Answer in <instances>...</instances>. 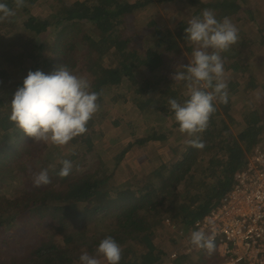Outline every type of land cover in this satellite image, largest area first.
<instances>
[{
	"label": "trees",
	"instance_id": "trees-1",
	"mask_svg": "<svg viewBox=\"0 0 264 264\" xmlns=\"http://www.w3.org/2000/svg\"><path fill=\"white\" fill-rule=\"evenodd\" d=\"M69 1L48 0L51 8L67 6L65 12L58 16L46 11L45 4V11L35 17L32 0H25L24 7H17L15 0H0L15 12L0 21V44L23 30L24 39L49 45L50 54L56 55L53 63L40 54L41 45L26 50L24 55L34 64V71L46 74L63 64L71 70L76 52L80 48L86 51L91 59L85 69L91 77V90L96 92L98 85L116 89L121 93L119 105L131 103L138 118L131 121L109 112L94 115L88 131L72 141L77 144L82 140L91 150L92 140L100 135L97 129L109 119L114 128L130 135L126 150L119 149V155L113 157L117 165L135 149L141 152L139 171L153 166L155 160L158 165L149 175L139 176V184L131 181L119 186L113 175H108L110 168L105 160L96 169L85 168L77 162L79 155L73 153L70 157L60 146L35 142L10 121V108L1 96L10 87L15 93L23 82L15 81L16 77L0 68V264H81L79 257L84 252L107 264L96 252L107 236L123 249L119 264L170 263V251L163 244L165 232L170 231L164 221L171 219L183 233H171L172 246L189 239L195 223L218 208L233 191L235 178L246 168L254 148L264 145V78H257L236 53L230 49L225 52L223 59L233 62L224 67L228 103L215 102L216 111L207 129L198 134L204 147H193L189 143L193 137L179 131L168 103L174 98L183 104L189 98L187 83L173 79L177 71H186L195 47L189 45L185 34L188 22L178 23L174 30H162L152 23L141 33L133 22L137 14L155 4L166 6L173 0H96L92 10L84 2ZM41 2L36 0L35 4ZM178 2L197 8L194 16L210 9L218 20L230 17L228 7L214 1ZM234 4L244 10L248 22L256 25L258 44L264 49V18L257 15L251 0H235ZM64 29L68 35L58 32ZM165 65L169 68L157 76V70ZM227 73L237 81L228 83ZM141 74L146 75L143 81L137 78ZM104 98L99 96V105ZM238 102L244 104L239 112L235 109ZM160 117L167 120L162 127L157 123ZM139 123L146 125V130L142 131ZM173 140L180 151L171 144ZM56 150L61 151L62 158H54ZM64 159L70 160L73 168L57 188L35 186L36 174L43 169L49 171L51 164H62ZM73 223L78 226L69 233ZM188 261L219 264L220 257L202 256Z\"/></svg>",
	"mask_w": 264,
	"mask_h": 264
},
{
	"label": "clouds",
	"instance_id": "clouds-1",
	"mask_svg": "<svg viewBox=\"0 0 264 264\" xmlns=\"http://www.w3.org/2000/svg\"><path fill=\"white\" fill-rule=\"evenodd\" d=\"M17 7H24L25 0H15ZM15 12L7 4L0 2V21L14 16ZM187 40L194 45L192 60L185 65V72H176L174 80L186 81L189 98L183 104L177 99L168 101L174 111L179 131L193 137L190 145L203 148L198 134L204 132L212 114L216 111L215 102L228 103V85L224 79V63L221 53L227 52L237 44L239 29L227 17L218 20L210 9L194 16L185 28ZM211 49V51H209ZM100 93L91 90L87 78L72 72L66 65H61L52 73L42 70H29L11 100L9 119L15 126L35 142L43 141L56 146L68 144L74 138L88 131V123L99 111ZM72 162L62 161L58 172L61 178L72 172ZM51 183L47 169L41 170L34 177L37 187ZM191 243L205 249L211 255L216 248L214 237L198 230L191 233ZM107 264H119L123 249L112 237L104 238L96 249ZM81 264H100L96 256L84 252Z\"/></svg>",
	"mask_w": 264,
	"mask_h": 264
},
{
	"label": "rangeland",
	"instance_id": "rangeland-1",
	"mask_svg": "<svg viewBox=\"0 0 264 264\" xmlns=\"http://www.w3.org/2000/svg\"><path fill=\"white\" fill-rule=\"evenodd\" d=\"M33 3L31 5V12L32 15L37 17L39 14H42L44 10V5L46 4V11L53 13L55 12L56 15H61L65 12L67 6L57 5L56 7H49L47 6L48 0H42L41 3L35 4L36 0H32ZM96 0H70L69 4H73L76 2H84L87 4L90 10H92L95 6ZM131 3L136 2L137 0H129ZM156 1V0H155ZM204 2H211L214 1L219 4H223L228 7L230 13V19L236 27L239 29V41L237 44L233 45L230 48L231 53H236L238 55V60L249 65L251 68L250 70L254 73L257 78H264V49L261 48L258 44L257 40V27L253 22H248L247 15L244 14V10L237 4H234L235 0H202ZM252 3L255 5L257 15H262L264 18V0H251ZM197 8H194L192 5L188 4L187 2H178V0H173L166 6H159L155 4L154 6L150 7L148 10L137 14L135 18H133L134 25L140 33L144 31L147 27L152 25V23H157L158 26L162 28V30H174L178 23L182 21L188 22L191 20L195 13L197 12ZM73 28H69L68 30H72ZM67 29L58 31L62 32L65 35H68L69 31ZM23 30L19 31L14 36H8L3 40H6L4 44H0V50L5 48L4 51L0 52V68H5L7 73L16 77L15 81L23 82L25 77L27 76L29 70L34 71L35 66L34 64L25 58V51L28 49L35 50L36 45H41L40 41L32 39L26 40L23 38ZM63 36V38H64ZM2 41V40H0ZM38 43V44H37ZM54 45V44H52ZM189 45H192L189 43ZM49 45L44 46L41 45L39 50L40 54L47 59L48 62L53 63L55 58V54L51 53L49 50ZM37 50V49H36ZM38 51V50H37ZM211 51V49L209 50ZM186 55V52L184 53ZM225 55V52L221 53L222 59ZM187 56V55H186ZM190 55V61L193 57ZM188 57V58H189ZM91 59L87 56L86 51L83 49H79L76 52V60L74 67L71 68V71L79 76H83L87 78L90 82L91 77L85 73V69L90 66ZM224 67H228V65H233V62L226 61L223 59ZM53 64L50 66V71H52ZM169 67L164 66L159 71L157 70L156 75L159 76L162 73L164 74V70H167ZM237 71L236 69L234 72ZM230 77L228 83H235L237 81L236 78L232 75V73H227ZM146 75H139L137 78L143 81ZM160 77V76H159ZM240 78L238 79V81ZM186 83L183 81L182 84ZM181 84V85H182ZM13 83H11V86ZM135 86V82L133 83ZM97 91L100 93L101 96H104V102L100 105L99 111L95 114L96 116L101 115L104 116L106 112H109L112 116H124L125 119L128 120H136L138 118V111L136 108L131 104L127 105H119V97L120 94L114 88H101V86H97ZM14 88L10 87L7 91L1 94L2 98L4 99L7 106L10 108L9 113L11 114V100L13 99ZM130 95H134V92H130ZM188 93H186V96ZM241 97H245L244 93H240ZM244 107V104L236 103L235 109L239 112ZM166 117H160L157 123L162 127L166 124ZM97 131L99 132V136L94 140H92L91 150H89V146L87 143H84L82 140H79L77 144L73 141H70L68 144L60 146L62 152L66 151L68 155L77 154L79 158L77 162L80 166L88 168L89 166L91 169H96L100 162L105 160L107 162V167L110 168L108 175H113L114 182L117 185L122 186L126 185L131 181L135 183L140 182L139 176L141 175H149L150 172L154 168L157 167L158 161L155 160L153 166H146L142 168L141 171L138 170L139 168V161L141 159V152L139 149L133 150L126 158L125 161L121 164L117 165L116 160L113 159L114 156L119 155V149L126 150L125 145L130 141V135L125 134L119 129L114 128L109 119H106L104 123L101 125ZM142 131L146 130V125L143 124L138 125ZM87 135V134H86ZM97 141L96 143H94ZM119 141V143H118ZM117 143V144H114ZM171 144H174L175 147L180 151L179 145L175 143V140L171 141ZM60 150H56L54 153V158H62ZM40 156V155H39ZM73 164V163H72ZM49 168L48 174L51 178V183L47 184L50 187L57 188L60 182L63 180L59 175L58 172L62 168V164H56ZM116 169V170H115ZM52 210V206L48 208ZM83 224V223H80ZM78 225L73 223L71 225V229H69V233H74L75 229ZM172 232L168 233L165 232L164 234V246L169 250L175 249L176 247L172 246V239H174ZM180 245H184V241L179 240ZM146 255H150L151 253L146 252ZM105 262V261H104ZM104 262H100L103 264ZM190 262L188 261L187 264ZM164 264H171V263H164ZM196 264V263H193Z\"/></svg>",
	"mask_w": 264,
	"mask_h": 264
},
{
	"label": "built area",
	"instance_id": "built-area-1",
	"mask_svg": "<svg viewBox=\"0 0 264 264\" xmlns=\"http://www.w3.org/2000/svg\"><path fill=\"white\" fill-rule=\"evenodd\" d=\"M233 191L209 215L197 221L193 231H204L214 237L215 251L191 243V235L184 245L169 250L171 264H186L190 258L220 257L219 264H264V145L254 148L246 168L236 178ZM164 226L182 235L171 219Z\"/></svg>",
	"mask_w": 264,
	"mask_h": 264
}]
</instances>
